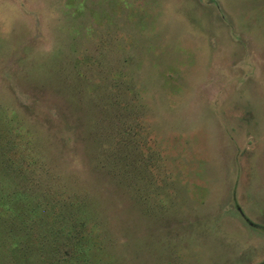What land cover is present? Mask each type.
<instances>
[{
	"label": "rangeland",
	"instance_id": "374dc122",
	"mask_svg": "<svg viewBox=\"0 0 264 264\" xmlns=\"http://www.w3.org/2000/svg\"><path fill=\"white\" fill-rule=\"evenodd\" d=\"M0 202L90 264H264V0H0Z\"/></svg>",
	"mask_w": 264,
	"mask_h": 264
},
{
	"label": "trees",
	"instance_id": "16d2710c",
	"mask_svg": "<svg viewBox=\"0 0 264 264\" xmlns=\"http://www.w3.org/2000/svg\"><path fill=\"white\" fill-rule=\"evenodd\" d=\"M0 204H2L0 202ZM5 204V203H3ZM32 213V212H29ZM22 217H19L16 215V218L14 219V221L11 223V229L7 231H3L0 234V248H2L3 246H5V243H9L11 242L12 245H19L25 256H26V260H16L15 256L12 259L11 256L8 257L9 253H14V251H10L11 248H9V252L6 253L5 251H1L0 252V264H30L29 263V259L33 253V251L31 250L30 247H35L40 254L46 253V245H51L52 246V242L55 239L56 236L63 238L65 241L64 243H62V245H60V250L63 249H68L69 252L65 253L66 254H70V252H72L73 254L70 256L72 257L70 262H76L79 264H90V257H89V243H88V239H89V234L87 233V231H90V229L85 230L87 222L86 221H81V225L79 223L78 220H76L77 224H74L70 227H64L63 231H58L57 229H55L54 227H51V229L48 228V226L42 225L40 223H38V225L36 223H34V227L32 230V236L37 232V230H40L38 235H36L34 237L33 240V244H26V242L23 240V235L22 233L25 230H28V225L27 223H25V219H20ZM19 223L16 224V223ZM83 223H85L83 225ZM16 226L17 229L15 230L12 226ZM19 229V235H16V231ZM63 229V228H62ZM49 237V239H47V237ZM38 244H36V243ZM8 259H10V261H8ZM67 258H65V256L63 257V261L60 257H58L56 263H62L65 262ZM48 258L42 262V264H46ZM69 261V260H68ZM49 264H54L53 261L50 262ZM93 264V263H92Z\"/></svg>",
	"mask_w": 264,
	"mask_h": 264
}]
</instances>
